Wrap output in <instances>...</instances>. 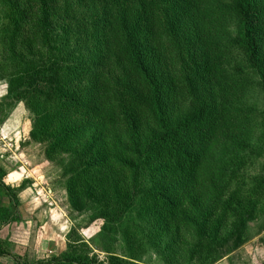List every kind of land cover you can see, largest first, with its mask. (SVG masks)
<instances>
[{
	"label": "trees",
	"instance_id": "trees-1",
	"mask_svg": "<svg viewBox=\"0 0 264 264\" xmlns=\"http://www.w3.org/2000/svg\"><path fill=\"white\" fill-rule=\"evenodd\" d=\"M0 81L70 209L126 251L96 262L78 236L39 264H211L264 206L240 174L264 143V0H0ZM5 176L0 231L24 187Z\"/></svg>",
	"mask_w": 264,
	"mask_h": 264
},
{
	"label": "rangeland",
	"instance_id": "rangeland-1",
	"mask_svg": "<svg viewBox=\"0 0 264 264\" xmlns=\"http://www.w3.org/2000/svg\"><path fill=\"white\" fill-rule=\"evenodd\" d=\"M6 95V83L0 81V166L6 172L3 182L11 187L23 183L24 187L17 194V222L0 231V247L8 255L0 258V264H39L69 251L68 243L78 236L88 247V256L96 262L107 263L111 256L125 259L121 239L111 241L110 235L103 234L102 219L89 221L91 204H86L82 211L70 209L63 171L45 157L46 145L32 140L30 111L22 101ZM243 164L240 174L244 189L252 188L256 178L264 180V143L258 152L243 154ZM229 189L234 192L238 188L233 182ZM259 191L264 196V189ZM261 203V197L249 203L250 207L257 205L255 217L245 215V226L235 236L231 234L218 243L215 250L218 256L211 264H264V206L261 208ZM0 206L9 208L5 194L0 195ZM135 263L163 264L153 252Z\"/></svg>",
	"mask_w": 264,
	"mask_h": 264
}]
</instances>
